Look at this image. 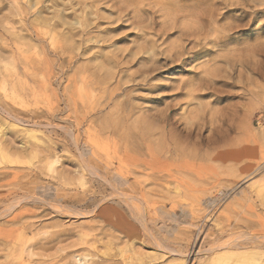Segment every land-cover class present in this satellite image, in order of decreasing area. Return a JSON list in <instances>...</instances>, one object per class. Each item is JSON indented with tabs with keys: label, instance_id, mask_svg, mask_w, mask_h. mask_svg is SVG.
<instances>
[{
	"label": "rangeland",
	"instance_id": "374dc122",
	"mask_svg": "<svg viewBox=\"0 0 264 264\" xmlns=\"http://www.w3.org/2000/svg\"><path fill=\"white\" fill-rule=\"evenodd\" d=\"M0 140V264H264V0H0Z\"/></svg>",
	"mask_w": 264,
	"mask_h": 264
},
{
	"label": "bare ground",
	"instance_id": "6f19581e",
	"mask_svg": "<svg viewBox=\"0 0 264 264\" xmlns=\"http://www.w3.org/2000/svg\"><path fill=\"white\" fill-rule=\"evenodd\" d=\"M11 91H14V90H11ZM13 96L14 97H18L17 95H16V93H13ZM1 141V140H0ZM2 144V143H1ZM1 144H0V160H2V161H10L11 160V157L9 156V154L6 152V150H4L3 148H2V146H1ZM85 257V256H84ZM87 257V256H86ZM81 258V257H80ZM82 260H84L83 258H82Z\"/></svg>",
	"mask_w": 264,
	"mask_h": 264
}]
</instances>
